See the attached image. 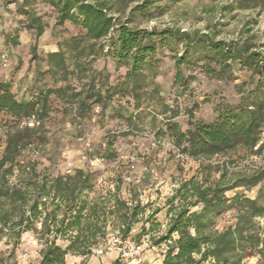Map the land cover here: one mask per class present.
<instances>
[{"label":"trees","instance_id":"16d2710c","mask_svg":"<svg viewBox=\"0 0 264 264\" xmlns=\"http://www.w3.org/2000/svg\"><path fill=\"white\" fill-rule=\"evenodd\" d=\"M187 1L141 0L125 15L122 1L115 8L103 0H0L6 9L15 6L14 14L23 18L21 27L34 31L38 39L47 29L44 16L37 11L38 3L54 11L57 26L71 23L82 30L81 35L60 44L58 52L47 55L48 69L41 73L65 85L46 86L26 99L12 92L10 81H0V114L6 113L15 121L35 118L40 123L8 134L0 158V239L14 235L20 240L32 232L39 235L43 246L39 264H67L68 255L81 257L82 264H87L100 239H107L109 218L118 236L128 240L146 212L136 196L131 202L121 199L120 185L114 192L90 199L96 178L90 170L76 169L70 175L58 172L48 178L38 173L35 164L19 162L27 147L45 143L44 124L51 119L56 101L78 104L81 119L90 117L94 105L102 108L103 117L111 109L112 118L122 119L120 106H112L115 100L126 99L137 112L129 122L140 120L144 108H153L156 115H169L164 133L184 156L209 161L241 150L246 158L257 156L264 162V26L262 33L253 31L258 20L252 18L235 39L219 38L234 20L233 13L263 12L264 0H231L221 6L219 20L208 23L203 31L160 26L147 29L133 24L140 19L152 20L155 13L163 16L170 3ZM209 8L210 13L214 11ZM18 37H8L5 45L18 46ZM163 49L171 53L177 70L175 82L181 87H187L186 80L195 79L190 75L184 81L181 68L199 72L209 81L229 83L237 79L234 67L240 66L250 73V81L238 86L239 101L222 105L211 122L194 121L193 109L187 111L189 128L182 131L175 122L178 110L171 99L165 100L156 83L161 63L157 55ZM101 56L110 58L116 71L125 69L115 83L110 82L106 68H94ZM73 77L86 81L81 90L70 84ZM231 165L202 166L198 176L183 181L168 199L166 231L154 240V246L166 244L168 248L161 264H244L248 252L264 264V229L257 222L264 218V165L250 171L234 170ZM15 170L20 179L13 185L10 181ZM256 187L255 199L244 193L227 196L238 188ZM229 212L235 213V222L218 229L219 219ZM147 235L142 227L138 241ZM119 261L115 259L113 264ZM92 264L102 263L97 258Z\"/></svg>","mask_w":264,"mask_h":264},{"label":"rangeland","instance_id":"374dc122","mask_svg":"<svg viewBox=\"0 0 264 264\" xmlns=\"http://www.w3.org/2000/svg\"><path fill=\"white\" fill-rule=\"evenodd\" d=\"M103 1L114 5L115 8L122 1L121 9L126 7L124 14L128 15L129 10L141 0ZM230 1L189 0L177 5L170 3L163 16L158 17L155 13L152 20L140 19L133 24H139V27L147 29L160 26L176 27L183 31L196 29L203 31L208 23L219 20L221 6ZM166 3L169 2H163L162 5ZM209 7H213L214 11L210 13ZM37 11L44 16L47 24L45 34L39 39L34 31L28 32L21 27L20 20L23 18L14 14V5L6 9L0 3V81H10L12 92L18 98L29 99L46 86L65 85L61 82L54 83L50 76L41 74L48 69L46 57L49 53L58 52L63 42L82 34V30L71 23L57 26L55 13L50 7L38 3ZM233 15L234 20L223 29L220 39L227 41L235 39L244 24L252 18L258 20V25L253 31L259 30L262 33L264 11L260 13L239 11ZM16 35H19L18 46L5 45L8 37ZM170 57L171 53L167 49L158 53L157 58L161 63L156 83L160 85L165 100L171 99L174 110H178L179 116L175 122L182 131L189 128L190 119L186 114L187 111L193 109L194 121L211 122L216 118L217 111L222 105L239 101L238 86L250 81V73L242 70L240 66L234 67L237 79L229 83L209 81L199 72L192 73L193 71L181 68L180 73L184 81L190 75L195 77L193 81L186 80L188 83L184 88L175 82L177 70ZM94 68H106L110 73L111 83H115L118 76L125 72V69L116 71L110 58L106 56H101L94 64ZM69 81L78 90H81L86 83L79 81L77 77ZM112 107H119L118 110L123 115L122 119L117 116L112 118L111 109L103 117L99 105L93 106L90 117L81 119L78 116V104L70 106L59 101L54 102L51 119L44 124L45 143L27 147L19 162L33 163L39 174L51 178H54L58 172L66 174L70 168L73 172L76 169L92 171L96 178L95 190L89 194L90 199L114 192L116 185H120L121 199L131 202L132 196H136L141 206H146V212L140 217V223L133 227L128 241L135 244L143 241L149 243L150 248H147L143 254L144 260L147 254L154 253L163 257L167 252L166 244L156 247L154 240L164 235L166 231L169 210L167 201L183 181L198 176L201 167L210 163L222 165L224 162H229L234 170L249 171L264 165L260 157L246 158L245 152L241 150L209 161H195L184 155L182 158V154L174 147L168 134L164 133L169 115H156L153 108H144L140 120L132 118L129 122L131 116H135L137 112L132 105L126 104V99L115 100ZM23 122L24 119L15 121L6 113L0 114V158L6 147L8 134L14 129L23 127ZM109 156L112 158H108ZM19 176L20 174L15 170L10 183H19ZM258 190V187L251 190L238 188L228 192L227 196L232 198L236 193H244L255 199ZM157 210L158 214L152 216ZM150 220L151 222L147 223ZM112 222L113 219L109 218L107 239H100L98 246L93 250L94 256L87 264H92L97 258L102 264H113L115 259H119L120 264H134L132 258L126 260L121 257L119 246H113L118 233L113 229ZM234 222L235 213L229 212L219 219L217 227L222 230ZM257 222L264 229V218L258 219ZM142 227H146L148 235L138 241ZM38 229L40 230V225ZM38 239L39 235L32 232L25 233L20 240H16L14 235L2 237L0 264H39L43 246ZM104 248V253L101 254L100 250ZM250 254L246 253L244 264H262L259 257H251ZM82 262L81 257L68 255L66 258L67 264H82ZM145 262L151 264L146 260Z\"/></svg>","mask_w":264,"mask_h":264},{"label":"built area","instance_id":"2783aa9c","mask_svg":"<svg viewBox=\"0 0 264 264\" xmlns=\"http://www.w3.org/2000/svg\"><path fill=\"white\" fill-rule=\"evenodd\" d=\"M40 123L35 120V118L30 119H24L23 126H38ZM184 158V156H181ZM23 164V163H22ZM29 170V168H28ZM73 174V170L70 168L66 171V175ZM51 178V177H48ZM17 184V183H16ZM13 184V185H16ZM47 199H43V201H46ZM1 228V226H0ZM4 231H7L4 229ZM114 247L119 246V252L123 259L129 260L132 258L134 264H147L144 260V253L146 252L147 248H150V245L148 242H141L139 244L131 243L128 240H122L119 236L117 239L114 240L113 243ZM104 249L100 250V253H104Z\"/></svg>","mask_w":264,"mask_h":264},{"label":"crops","instance_id":"0c3cea01","mask_svg":"<svg viewBox=\"0 0 264 264\" xmlns=\"http://www.w3.org/2000/svg\"><path fill=\"white\" fill-rule=\"evenodd\" d=\"M176 187L174 186V189ZM176 190V189H175ZM174 190V191H175ZM167 223L168 221L166 222V226H167ZM161 259H162V256L160 257L159 255H155L154 253H150V254H147L145 256V260L148 262V263H154V264H161Z\"/></svg>","mask_w":264,"mask_h":264}]
</instances>
